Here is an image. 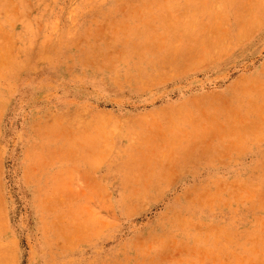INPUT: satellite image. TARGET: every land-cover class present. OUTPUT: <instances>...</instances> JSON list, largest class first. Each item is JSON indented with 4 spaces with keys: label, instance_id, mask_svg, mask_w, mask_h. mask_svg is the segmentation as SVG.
Listing matches in <instances>:
<instances>
[{
    "label": "rangeland",
    "instance_id": "1",
    "mask_svg": "<svg viewBox=\"0 0 264 264\" xmlns=\"http://www.w3.org/2000/svg\"><path fill=\"white\" fill-rule=\"evenodd\" d=\"M0 264H264V0H0Z\"/></svg>",
    "mask_w": 264,
    "mask_h": 264
}]
</instances>
